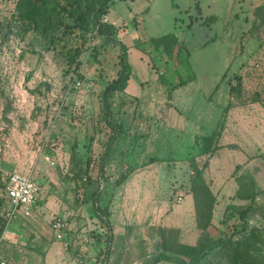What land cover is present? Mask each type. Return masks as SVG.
I'll use <instances>...</instances> for the list:
<instances>
[{
	"label": "rangeland",
	"instance_id": "obj_1",
	"mask_svg": "<svg viewBox=\"0 0 264 264\" xmlns=\"http://www.w3.org/2000/svg\"><path fill=\"white\" fill-rule=\"evenodd\" d=\"M140 1L143 8L125 0H112L108 6L109 18L118 23V40L126 46L130 75L124 90L114 97V118L123 131L104 164L99 203L110 201L109 218L133 222L114 229L130 237L124 263V252L114 257L111 242L104 259V239L109 228L113 232L110 221L109 226L103 224L91 206L89 197L97 182L83 187L71 179L85 158L95 160L105 142L97 130L100 91L117 68V45H101L93 35L80 56L82 77L71 83V75L62 74L61 58L45 49L42 36L18 32L10 15L14 0H0V22L11 25L9 34L0 30V160L11 164L25 158L27 163L39 160L47 172L56 174L62 202L47 220L48 227L54 216L62 223L61 237L53 234L58 243L54 264H152L160 233L149 220L157 215L163 229L172 230L165 233L170 242L186 239L188 220L181 222V228L171 227L177 222L172 208L185 194L193 200L189 180L194 167L200 168L204 161L202 177L215 196L210 230L214 240L237 236L232 226L239 217L225 206L247 202L226 192L236 186L233 176L242 167L257 191L244 220L248 227H259L264 220V0ZM195 4L200 16L213 15L215 21L186 27L188 14L181 7L195 15ZM128 12L142 20L134 24ZM166 33H173L187 52L178 67L164 66V55L149 44L151 38ZM187 76L192 79L167 96V88ZM234 76L239 78L238 92L229 89L236 87ZM218 123L219 147L210 156L199 155L200 136ZM152 157L155 161L149 162ZM125 170L130 174L114 187L113 180ZM156 200L165 201L166 207L155 214ZM199 264H226L224 251L215 247Z\"/></svg>",
	"mask_w": 264,
	"mask_h": 264
},
{
	"label": "trees",
	"instance_id": "obj_2",
	"mask_svg": "<svg viewBox=\"0 0 264 264\" xmlns=\"http://www.w3.org/2000/svg\"><path fill=\"white\" fill-rule=\"evenodd\" d=\"M112 0H14L11 15L12 23L18 27L20 34L29 31L36 32L45 39L46 50L52 51L61 58L63 63L62 74L69 76L70 82L80 80L78 74L81 65L80 56L85 49V44L91 37L97 36L102 40L101 45H117L116 65L117 68L114 76L106 81L100 91V114L97 118L99 123L98 131L105 135V142L102 149L97 153L95 160L87 157L84 160V166L72 173L71 179L76 183L82 184L83 187L89 186L91 180L97 182V186L90 193V202L94 214L106 226H109V204L107 200L100 205L99 197L102 192L101 178L103 177L104 164L109 158L113 146L121 138L123 131L120 121L115 120L113 104L114 97L121 93L127 83L130 75V66L126 61V46L121 43L117 37L116 28L109 22H101V16L107 13L109 3ZM196 12L192 15L185 9L188 21L186 27L193 23L208 26L215 21V16L210 15L202 17L199 15L198 5L195 4ZM10 22L2 24L0 30L4 28L6 33H11ZM149 44L154 50H158L164 55V66L178 67L187 59V52L182 47L180 41L173 33H166L149 40ZM95 57V56H94ZM73 76V77H72ZM236 79L235 85L229 89L238 92L239 78ZM192 79L187 76L185 79H179L175 84L167 88V96L172 89L180 86ZM117 111V110H116ZM115 111V112H116ZM7 112V107L2 108V113ZM221 124H217L209 133L200 136L199 155L210 156L219 147L218 138L221 133ZM96 130V131H97ZM94 132L88 136L93 141ZM149 162L155 161L152 157ZM207 162L204 161L200 168L194 167L193 176L189 180V190L193 198L195 227L198 230V236L194 245H187L170 242L165 233L172 230L158 228L160 233V246L155 254L151 256L150 262L156 264L159 261L172 262L175 264H199L200 259L215 247H220L226 256V264H264V220L257 227H248L244 220L249 210H252L256 188L251 177L238 174L233 176L236 187L231 196L232 199L246 201L244 206H236L228 203L225 210L233 209L237 213L240 222L232 226V234L237 235L233 238L229 236L224 240L218 238L214 240L210 235L211 216L215 196L212 194L208 185L202 177V170ZM131 170H125L119 173L113 180L114 187L119 186L130 174ZM2 220V219H1ZM4 225L0 223V232ZM97 241L100 236H97ZM104 259L109 253V243L112 240V233L109 228L105 237Z\"/></svg>",
	"mask_w": 264,
	"mask_h": 264
},
{
	"label": "crops",
	"instance_id": "obj_3",
	"mask_svg": "<svg viewBox=\"0 0 264 264\" xmlns=\"http://www.w3.org/2000/svg\"><path fill=\"white\" fill-rule=\"evenodd\" d=\"M125 1L128 5L138 3L139 6H142V8L144 7L141 1L137 2L138 0ZM147 1L148 0H145V2ZM149 1L150 3H152L154 0ZM181 8L185 10V7L182 6ZM109 13L110 12L107 10V13L104 15L106 21L111 23L117 30L116 25L118 23H116L114 19L109 18ZM136 16L137 15L128 12V17L132 21H134V24H137L142 20L139 17L135 20L134 18ZM195 24L200 25L199 23ZM14 170L29 174L32 180L36 184H38L41 189L38 195L36 206L31 211L29 216L24 217L18 211L16 216L11 218L6 223L4 222V225L0 232V264H54L56 258H58V254L55 249L56 247H58V243L56 242L57 240H54L53 238L54 232L52 233V229L48 227L47 220L49 219L48 215L51 214L52 211H55L58 207H60L62 202L58 197L61 194L59 195V186L56 180L57 176L56 174L47 172L43 168V164L39 162V160H33L32 162L31 160H28L27 163V159L25 158L24 160L17 161L14 164L4 162V160H0V213L5 208V204L1 200V192L5 181V175ZM244 170V167L240 168L238 173H236L235 175L244 174L251 177V175ZM235 187L236 186H232L230 189L228 188L226 193L230 191V197L232 196ZM156 201L157 202L156 204H154L152 209L153 213L155 214L156 211H163L166 207L165 201ZM227 201L228 196L225 197V201L223 202L224 205L227 204ZM179 203L180 204L175 205L176 207L172 208V212L173 214H175L177 222L171 227L181 228V222L184 220H188V225L190 226V234L186 237V239L179 238L177 241L187 245H194L198 235V230L195 227L193 202L191 196L189 194H185L183 199ZM1 219L4 221L3 217L0 214V223L2 221ZM151 219L152 220H149L148 224L163 228V224L158 222L157 215L152 216ZM108 220L110 221L113 232L111 245H115V248L112 247L111 253H113L115 257L117 256L116 253H119V255H121V253L124 252L123 262L125 263L127 258L126 250L127 248H129V246H127L126 244L129 241L130 237L123 232L115 233L114 229L118 226L128 225L129 223L133 222H129L126 219L123 220V218L115 220L111 219V217H108ZM49 231L51 233H49ZM121 241L124 242L123 245ZM117 242L121 243H119V245H116ZM116 246L123 247L118 250L116 249Z\"/></svg>",
	"mask_w": 264,
	"mask_h": 264
},
{
	"label": "built area",
	"instance_id": "obj_4",
	"mask_svg": "<svg viewBox=\"0 0 264 264\" xmlns=\"http://www.w3.org/2000/svg\"><path fill=\"white\" fill-rule=\"evenodd\" d=\"M101 22H105V16H101ZM78 82H76V85ZM45 160L48 158L45 156ZM50 164L52 161H49ZM102 186V184H100ZM40 186L36 184L29 174L19 171H11L7 174L2 192L1 198L4 199L5 208L0 213L6 223L11 218L16 216L18 211L22 216H29L31 211L36 206L38 195L40 193ZM176 202L180 200L179 197L175 198ZM62 223L56 216L51 219V229L54 232L56 238H60ZM1 239V237H0Z\"/></svg>",
	"mask_w": 264,
	"mask_h": 264
}]
</instances>
